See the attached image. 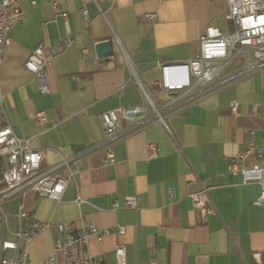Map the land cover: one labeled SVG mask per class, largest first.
Masks as SVG:
<instances>
[{
    "label": "crops",
    "instance_id": "obj_1",
    "mask_svg": "<svg viewBox=\"0 0 264 264\" xmlns=\"http://www.w3.org/2000/svg\"><path fill=\"white\" fill-rule=\"evenodd\" d=\"M55 1L18 0L23 16L0 64V128L9 125L17 136L30 138L44 165L100 143L103 112L142 102L137 75L153 87L162 76L160 63L196 56L208 25L224 32L231 28L227 0ZM146 13H155V20H146ZM106 40L113 52L99 58L95 44ZM40 44L57 51L47 68V94L25 67ZM241 66L236 61L227 72ZM153 91L162 98L160 90ZM234 101L238 115L231 111ZM255 105L258 116L251 115ZM39 111L46 113L47 122L37 121ZM166 121L170 130L147 125L116 139L114 165H103L102 151L89 154L76 176L78 191L71 182L60 202L32 190L9 203L0 200L1 239L23 247L15 236L23 205L31 218L49 223L29 245L33 262L53 252L62 236L59 223L78 228L90 222L113 229L101 240L90 239L91 256L104 264H117V243L125 245L128 264H264V206L254 204L261 187L243 184L241 175L228 171L230 159L247 148L251 131L256 145L264 148V69L213 86ZM150 144L159 146L153 158ZM256 162L253 153L246 165ZM204 188L209 194L206 212L190 196ZM78 193L85 202H76ZM129 195L137 197V207L114 209L115 201L122 203ZM118 225L125 234L116 233ZM0 250V259L13 253L2 245Z\"/></svg>",
    "mask_w": 264,
    "mask_h": 264
},
{
    "label": "built area",
    "instance_id": "obj_2",
    "mask_svg": "<svg viewBox=\"0 0 264 264\" xmlns=\"http://www.w3.org/2000/svg\"><path fill=\"white\" fill-rule=\"evenodd\" d=\"M58 3V0L54 2L55 5ZM227 3L226 19L231 24L230 30L224 32L216 26L208 25L200 35L196 56L179 63H160L162 76L159 81L154 82L153 87L147 86L143 78L137 75L135 82L141 90L142 102L103 112L101 118L105 136L100 143L80 149L68 157H62L57 163L44 165L42 153L31 146L30 138L17 136L9 125L1 127L0 200L9 203L32 190L40 196L60 202L71 182L76 184L78 191L76 176L89 154L102 151L103 165H114L117 159L112 146L116 139L147 125H163L170 130L166 121L169 114L203 96L213 86H222L246 74L263 70L264 0H227ZM83 11L87 16L86 9ZM22 16L23 11L18 0H0V64L4 59L5 48L11 42L12 32ZM62 16L66 18L67 13L63 12ZM144 18L154 21L155 13H146ZM116 40L120 44V40ZM56 53L55 50L47 51L45 46L40 44L25 61V67L36 75L39 90L43 94L51 91L47 68L53 64ZM236 61L242 62L241 68L227 72ZM153 88L162 92V98L154 93ZM230 106L232 113L238 115L239 104L234 101ZM259 113L257 105L251 107L252 116H258ZM36 119L45 123L48 118L45 112L39 111L36 113ZM123 122H129L131 125L123 128ZM149 150V158H153L157 155L159 146L150 144ZM253 153L258 162L247 166L246 160ZM228 171L241 175L243 184L258 183L261 190L254 204L264 206V148L256 145L254 131H251L247 148L230 159ZM190 196L197 209L207 211L208 188L193 191ZM76 202H85L79 193ZM137 205V197L129 195L122 203L115 201L113 207L135 208ZM2 212L6 221V214ZM18 221L19 227L15 236L23 241V247L19 249L16 240L4 239L3 251L13 253L3 256L0 264H104L101 259L91 256L90 239L97 236L101 240L113 229H101L90 222L78 228L69 223H59L58 229L62 236L55 241L53 252L46 259L33 262L29 259V245L38 234L48 228L49 223L31 218L23 205L19 208ZM115 231L123 235L126 229L123 225H118ZM115 256L117 264H128L123 243L116 244ZM254 257L259 260L260 253H255Z\"/></svg>",
    "mask_w": 264,
    "mask_h": 264
},
{
    "label": "water",
    "instance_id": "obj_3",
    "mask_svg": "<svg viewBox=\"0 0 264 264\" xmlns=\"http://www.w3.org/2000/svg\"><path fill=\"white\" fill-rule=\"evenodd\" d=\"M95 52L99 58L111 55L113 52L112 42L110 40H106L95 44Z\"/></svg>",
    "mask_w": 264,
    "mask_h": 264
},
{
    "label": "rangeland",
    "instance_id": "obj_4",
    "mask_svg": "<svg viewBox=\"0 0 264 264\" xmlns=\"http://www.w3.org/2000/svg\"><path fill=\"white\" fill-rule=\"evenodd\" d=\"M6 210V209H5ZM13 224V223H12ZM8 238H10V237H8ZM2 239H1V237H0V248H1V245H2ZM0 255H1V250H0Z\"/></svg>",
    "mask_w": 264,
    "mask_h": 264
}]
</instances>
